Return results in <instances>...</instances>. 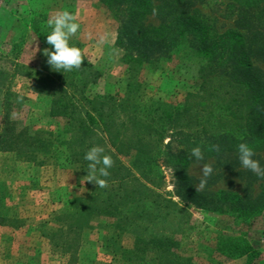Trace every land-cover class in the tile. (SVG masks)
Instances as JSON below:
<instances>
[{
    "label": "trees",
    "instance_id": "1",
    "mask_svg": "<svg viewBox=\"0 0 264 264\" xmlns=\"http://www.w3.org/2000/svg\"><path fill=\"white\" fill-rule=\"evenodd\" d=\"M45 1L35 5L29 0H0L1 11L8 15L7 26L22 28L8 43L0 36V59L10 62V69L0 68L4 119L0 152L35 159L42 155L44 159H60L61 167L78 163L87 169L84 153L101 143L113 160L106 185L110 180L116 183L111 189L102 188V199L96 193L97 187L85 198L68 199L63 233L75 236L86 228L93 234L103 231L102 238L93 239L95 244L105 252L114 248L110 252L117 254L128 248L119 240L127 230L122 223L132 224L134 211L144 223L164 222L173 211H183L172 199L156 204L146 195L148 184L157 186L163 179L159 163L163 159L173 170L175 195L181 203L224 214L238 228L231 234L221 231L213 244L208 242L198 251L210 258L220 257V264L238 260H251L252 264L259 251L249 241L248 230L264 214V177L240 165L237 145L247 143L254 151L252 158L264 167V0H229L239 7V12L234 26L224 32L209 23L196 6L199 0H99L121 18L118 44L127 50L124 60L130 69L143 63L152 65L160 57L171 58L182 50L199 60L198 77L190 88L178 90L166 99L152 96L143 102L131 100L144 88L133 81L126 84L124 97L86 95L93 81L89 80L92 65L84 57L79 68L61 72L52 69L45 56L35 70L20 62L29 38L50 47L45 40L50 31V3ZM150 14L159 21L158 26L146 24ZM16 75L31 81L32 93L51 99L49 115L59 121L57 129L18 127L12 119L18 110L13 99L18 95L12 91ZM212 145H218L219 151L212 150ZM197 146L203 154L200 161L191 155V149ZM120 156L133 159L132 169L144 183L128 188L127 178L117 173L115 161ZM209 160L213 161V172L200 188L204 177L191 175L189 168ZM227 174L244 182L242 195L232 186L211 189ZM258 182L260 191L255 194ZM141 187L146 190L141 191ZM92 219H97V225L91 223ZM67 240L66 236L56 246L65 247ZM176 243L168 235L147 239L137 236L131 246L132 255L125 257L123 264H196L194 257L180 255Z\"/></svg>",
    "mask_w": 264,
    "mask_h": 264
},
{
    "label": "rangeland",
    "instance_id": "2",
    "mask_svg": "<svg viewBox=\"0 0 264 264\" xmlns=\"http://www.w3.org/2000/svg\"><path fill=\"white\" fill-rule=\"evenodd\" d=\"M37 1L29 0L39 5L41 2ZM45 2L50 3L49 19L61 10H71L76 15L80 29L69 42L81 49L82 57L92 65L89 80L93 82L86 89V95L91 98L125 96L126 84L133 81L142 84L144 88L132 95L131 100L143 102L152 96L166 99L178 90L186 91L191 87L193 79L198 77L199 60L184 50L174 52L171 58L160 57L152 65L143 63L130 69L124 60L127 50L118 44L121 18L99 0ZM196 6L219 32L232 28L239 12V7L229 0H199ZM7 17L0 9V36L6 42L12 41L22 30L21 25L13 28L11 24L7 26ZM146 24L156 27L159 21L154 14H150ZM44 49L36 39L29 38L20 62L27 68L38 69L44 60ZM9 63L8 60L0 59V68L10 69ZM261 66L264 67V64ZM30 85L31 81L23 75L14 78L12 91L18 96L13 99L18 110L14 111L12 119L17 121L19 128L27 125L35 130L57 129L59 121L49 115L51 99L32 93ZM2 98L0 94V105ZM1 114L0 106V126L4 122ZM261 158L264 159V152ZM60 161L44 159L42 155L35 159L31 155L0 152V264H123V259L132 255L131 246L135 237L147 239L155 235H168L176 239V249L180 255L194 257L196 264H220V257L210 258L198 251V247L208 242L213 244L214 237L221 231L224 234L238 231L232 219L224 214L206 212L181 203L175 195L173 170L161 159L159 163L163 179L157 186L148 184L150 190L146 195L156 204L163 202V199H172L180 204L184 212L173 211L164 222L144 223L136 218L134 211L132 224L122 223L127 230L126 235L119 240L123 247L128 248L119 250L117 254L110 252L114 248L105 252L93 240L102 238L103 231L93 234L86 228L75 236L63 233L66 201L85 198L96 186L82 181L86 168H81L78 163L67 165V168L61 167ZM132 162L131 157L122 156L115 161L119 168L118 175L122 173L127 178L128 188L138 187L145 182L133 171ZM212 163L209 160L205 164ZM205 164H191L189 173L197 178L203 177L202 167ZM112 185L116 183L110 180L106 187L111 189ZM231 186L237 193L243 194L244 182L233 174H227L211 189L220 190ZM143 190L146 189L141 187ZM259 191L258 182L254 185V193L258 194ZM96 193L100 199L103 198L102 188L97 187ZM97 222V219L91 220L92 224L97 225ZM66 236L68 244L65 247L56 246ZM248 239L259 251L252 264H264V214L248 230ZM249 261H227L223 264H249Z\"/></svg>",
    "mask_w": 264,
    "mask_h": 264
},
{
    "label": "clouds",
    "instance_id": "3",
    "mask_svg": "<svg viewBox=\"0 0 264 264\" xmlns=\"http://www.w3.org/2000/svg\"><path fill=\"white\" fill-rule=\"evenodd\" d=\"M155 11V10H153ZM50 31L45 36L46 43L50 46L43 50L47 64L57 72L71 71L73 68H79L82 63L81 49L70 44V38L80 29V24L76 22V15L67 10L57 12L47 21ZM212 150L219 151L218 145H212ZM239 163L243 168L264 177V167H261L259 161L253 159L254 151L247 143L237 145ZM191 155L197 161L203 159V154L199 146L191 149ZM87 161L86 175L82 181L93 183L96 187L106 186V179L109 177V169L113 165L110 155L105 154V149L99 145L90 147L83 156ZM213 172L210 165L205 164L202 167L203 179L199 187L203 188L206 178Z\"/></svg>",
    "mask_w": 264,
    "mask_h": 264
}]
</instances>
